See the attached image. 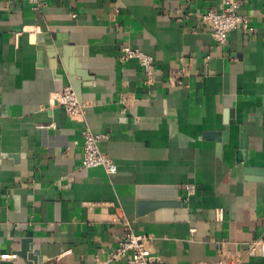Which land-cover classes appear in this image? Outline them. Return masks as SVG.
Returning <instances> with one entry per match:
<instances>
[{"label": "crops", "instance_id": "1", "mask_svg": "<svg viewBox=\"0 0 264 264\" xmlns=\"http://www.w3.org/2000/svg\"><path fill=\"white\" fill-rule=\"evenodd\" d=\"M38 1L0 0V254L35 259L0 264H125L129 230L156 264H264V0L222 45L221 0ZM68 85L83 116L56 112ZM87 127L116 172L82 167Z\"/></svg>", "mask_w": 264, "mask_h": 264}, {"label": "built area", "instance_id": "2", "mask_svg": "<svg viewBox=\"0 0 264 264\" xmlns=\"http://www.w3.org/2000/svg\"><path fill=\"white\" fill-rule=\"evenodd\" d=\"M39 7L38 0H30ZM220 8H213L202 14V19L208 23L211 28V34L217 44H224L230 32L243 28L253 31L248 18L239 12L241 3L239 0H221ZM121 59L124 61L137 59L144 70V81L152 85L155 81L154 58L141 49L125 46L122 48ZM177 82V80H176ZM182 84V80H178ZM54 103L60 107L67 115L80 117L85 114L88 103L78 97L75 89L68 85L61 91L54 94ZM105 135L93 132L90 128L84 130V144L81 165L83 168L103 167L108 174L116 172L117 165L114 160L100 149V141ZM188 190L193 193L194 186L189 185ZM219 216L221 210H219ZM150 237L135 233L129 230L124 238L119 242L117 248L112 252L111 259H124L125 264H156L157 259L153 255L150 245ZM18 253L0 254V259L14 258ZM238 261L235 262L237 264ZM36 264V263H35ZM54 264H63L60 258H57ZM214 264H228L225 262L224 253L221 259Z\"/></svg>", "mask_w": 264, "mask_h": 264}, {"label": "water", "instance_id": "3", "mask_svg": "<svg viewBox=\"0 0 264 264\" xmlns=\"http://www.w3.org/2000/svg\"><path fill=\"white\" fill-rule=\"evenodd\" d=\"M77 94H78V97L81 98V92L78 90L77 91ZM61 108H58L56 112H58V110H60ZM247 147H248V136H247V133L244 131L243 132V135H242V139H241V148L246 152L247 151ZM172 198L176 199V203L174 202H170V203H167V204H179V201L178 200H181L180 197L178 195H175L172 196ZM28 242L29 240H25L23 243V246L21 248L20 251H18V254L20 256H22L23 258H28V259H33V257H31L30 253H29V250L30 248L28 247ZM35 260V259H33Z\"/></svg>", "mask_w": 264, "mask_h": 264}]
</instances>
